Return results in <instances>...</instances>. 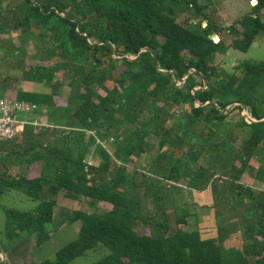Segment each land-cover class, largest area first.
<instances>
[{"label":"trees","instance_id":"obj_1","mask_svg":"<svg viewBox=\"0 0 264 264\" xmlns=\"http://www.w3.org/2000/svg\"><path fill=\"white\" fill-rule=\"evenodd\" d=\"M250 1V12L227 27L213 21L212 3L203 0H0V35L19 31L26 39H43L39 55L59 59L31 69L39 74L30 80L58 88L55 78L62 72L77 91L67 99L55 91L15 96L50 107L54 129L27 126L26 171L0 172V194L20 191L39 202L32 211L5 208L0 242L8 254L30 236L37 245L52 238L47 228L63 194L111 209L68 212L66 221L80 223L78 238L39 264H70L98 247L109 253L95 264H224L223 226L219 237L188 231L187 211L170 232L164 191L173 182L174 190L212 189L218 219L222 211L231 214L228 221L238 219L239 207L249 200L244 212L256 213L245 218L254 240L243 264H250L248 257L264 264V193L241 183L245 174L264 182V101L258 97L264 61L243 62L219 77L212 60L228 49L224 30L233 36L231 47L242 52L264 36V0ZM190 11L201 20L180 23V15ZM245 109L260 122H248L241 114ZM235 112L239 118L231 120ZM50 134L54 141L46 144ZM151 136L159 144L154 157L146 154L151 166L143 168L139 184L127 169L135 153L150 150ZM90 156L99 164H90ZM39 162L43 170L37 172ZM139 171L134 168L133 175ZM129 186L137 191L144 186L153 213H143Z\"/></svg>","mask_w":264,"mask_h":264},{"label":"rangeland","instance_id":"obj_2","mask_svg":"<svg viewBox=\"0 0 264 264\" xmlns=\"http://www.w3.org/2000/svg\"><path fill=\"white\" fill-rule=\"evenodd\" d=\"M210 1L212 3L211 7L209 8V12L211 14V17L213 21L220 25V26H230L237 22L244 14L250 12L252 3L250 0H203V3H207ZM264 14V12H263ZM179 22L182 24H187L188 21H199L201 18L196 17V15L190 11L188 13L182 14L179 17ZM221 37L224 39L225 44L228 46V49L225 53H218L212 60L214 61V65L218 66L219 69V77H227L228 74H232L233 69L243 62H260L264 61V36H259L256 38L255 42L251 46L250 50L248 52H242L240 50L233 49L231 47L233 42V36L227 31L224 30L223 35ZM26 36H20L19 31H13L10 34H1L0 35V74L2 73V84L4 85H14V86H21V88L24 86V84H20L16 78L19 77H29L31 78V75L35 76L39 74L38 72L31 71V69H35L37 66H53L56 61L59 59L57 57H51L46 58V53L44 56L40 53H42V50H44L45 43L43 42V39H40L38 37L35 38H28L26 39ZM46 52V50L44 51ZM40 56L39 59H34V56ZM43 56V57H42ZM211 61V60H209ZM3 66V68H1ZM18 70V71H17ZM17 71V72H16ZM15 77V78H14ZM39 77V75H38ZM7 78V80H5ZM22 78V79H23ZM103 78H101L98 82L101 83ZM59 81L61 82L60 86L58 88H54L52 84H46L40 85L42 90H46L49 92H58V94L61 95V97L67 99V97L71 96L73 98H76L77 91L70 89L68 82L69 80L65 77V75L61 73L56 74L55 82ZM38 82V80L36 81ZM22 83V82H21ZM111 85V84H110ZM182 84H180L181 86ZM99 92L104 94V92L98 88ZM8 97V98H14V96L11 93H7L5 91L0 92V97ZM258 97L261 101H264V80L260 87V90L258 92ZM50 107H40L34 114L30 115H24L22 116L23 119L28 120L29 122H39L42 123L43 120H47V117L50 114ZM76 106H72V110L75 109ZM249 112L247 109L242 111V115H246ZM237 112L230 114L229 118L231 120H238L239 116L236 114ZM251 113H249L250 115ZM182 115V113L180 114ZM179 115V116H180ZM252 115V114H251ZM253 118V117H252ZM49 120V119H48ZM58 122H61L62 120H59L58 118L55 119ZM178 122V123H177ZM177 124L180 123V121H176ZM236 132L242 133L241 129L238 127H235ZM244 137V135H242ZM88 138V136H87ZM112 140V139H111ZM53 141V140H52ZM50 142V141H49ZM46 140V144L49 143ZM150 142V150L144 152H137L131 157V164L128 166V178L131 180H137L139 184H141V181L145 180V169L144 167L147 166L148 168L151 166V161L149 162V159H146L147 153L149 154V157H154L156 154V146L157 143L159 144V140L155 138L154 136H151L149 138ZM6 144H0V152H3L6 156L7 160H18V163H21L22 158L28 157L27 154L24 152V149H26V146L24 145L22 138H16L13 141L5 142ZM155 146V147H154ZM108 147V145H106ZM154 147V148H153ZM109 150L111 148L109 147ZM21 152V153H20ZM23 152V153H22ZM140 153V154H139ZM177 155L180 154V152L176 153ZM148 158V157H147ZM26 166L29 165V163L25 162ZM100 162V159L97 160V162L91 161L92 164L98 165ZM5 163V161H4ZM23 163V162H22ZM13 163H8L7 165L0 166V172L2 169L10 167ZM119 164V163H117ZM150 166H149V165ZM181 171H184V164L181 162L180 164ZM8 166V167H7ZM33 167V166H32ZM134 168H139V174L137 176L133 175ZM35 170L37 172L43 170L42 162L36 163ZM45 172L48 173V170L45 169ZM185 172V171H184ZM16 172H9V174H15ZM152 176H148L147 180L151 179ZM134 180V181H135ZM163 185L166 186L168 183L166 181H163ZM144 186L141 187V189L135 190L132 188V186L128 187V193L130 196H137V199L140 200L143 213L149 214L153 213L155 211V204L153 199L146 198L144 196L145 194V188ZM167 187V186H166ZM189 189L186 187L182 188V190H174L173 186L170 188L167 187V189L164 191L165 198V205L168 208L167 214L169 223L171 226L170 232L173 233L176 231V229L179 227L177 218L183 217V215L189 210L193 208L191 205V202L187 204L184 200L188 201V197L186 195V191ZM175 194V201L173 203V196L172 194ZM139 194V195H138ZM63 196V195H61ZM59 206L57 207V210L55 212L54 217V223L48 225V232L50 235H54L55 233H58L62 230H64L67 227V223L63 221V216L60 215V208L63 211H66V214L68 212H71L73 210H79V211H86V212H95L96 209L100 211H107L111 209L110 204H99L98 207L90 206L86 201H64L65 198L59 197ZM68 200V199H67ZM177 203V205H176ZM181 203V204H180ZM179 204V205H178ZM39 205V202L33 201L28 196H26L23 192L20 191H9L5 192L4 194H0V238L2 237V233L5 229V222H6V215H5V208H12L17 209L20 211H32L37 208ZM63 211V212H64ZM62 216V217H61ZM193 222V218H190ZM193 228L196 226V222H193ZM141 224V223H140ZM189 227V225H188ZM187 227V228H188ZM238 226H236L237 228ZM193 228H188L191 231ZM235 228V229H236ZM61 229L60 231H58ZM137 229L142 233L144 232L145 226L139 225ZM233 230L232 234H229L227 236H233L232 239H228L226 236L223 237V250H224V264H243V258L244 253H242V250L238 252V243H236L234 240L238 237L237 229ZM58 231V232H55ZM59 238L57 239V241ZM70 241V240H69ZM63 245V242L59 244L61 247ZM247 250V247H246ZM249 250V248H248ZM109 251L104 247H98L95 250L88 251L83 257H80L73 261L70 264H95L99 260H101L104 256L107 255ZM55 258L54 255H51L49 260H53Z\"/></svg>","mask_w":264,"mask_h":264},{"label":"crops","instance_id":"obj_3","mask_svg":"<svg viewBox=\"0 0 264 264\" xmlns=\"http://www.w3.org/2000/svg\"><path fill=\"white\" fill-rule=\"evenodd\" d=\"M1 68H3V66H1ZM1 78H2V73L0 74V92H3V91H5L7 93L9 92L14 96V98L17 95L18 91L37 92V93H44V94L51 93L49 91L42 90L40 85H45V83L34 82V81L30 80L29 77L16 78L20 84H24V86L22 88H21V86H17V85L16 86L4 85V84H2L4 82H2ZM5 80H7V78ZM0 98H6V97L1 96ZM48 119H49V117H47V120H43V118H42V123H39V122H37V123L42 124V126H39V128L50 126V132H52L54 127L52 125H50V121ZM27 126H34V125H27ZM34 127H36V126H34ZM36 130H38V128ZM23 137H22V135L19 136V138H22V139H23ZM46 140L48 142L49 141L53 142L54 137H52L50 134ZM91 157H93V156H90V161L97 162V160H95L94 158H91ZM0 160H1L0 166H2V167L4 164L7 165L8 163H13L10 167L7 166L8 169L4 168V169H2L1 172H6V171L12 172V173L17 172V171L25 172L26 168L28 167V165L26 166V163H24L25 158H23L21 160V163H18L17 162L18 160H14V159L13 160H10V159L7 160V158L3 152H0ZM4 161H5V163H4ZM25 162H26V160H25ZM254 166L257 167V162L254 163ZM241 183L245 187H251L254 190L260 191L264 182H261V181L254 179L249 174H245ZM61 195H63V194H61ZM61 195H59L58 198L64 197L65 198L64 201L71 200L69 198H66L64 195L63 196H61ZM186 195L188 197V201H186V200H184V201L187 204H189V202H191V204H189V205H191L193 207L191 209L192 212H190V210H189V214L191 216L188 218V225L190 228H193V224H194L193 222H196L195 223L196 226H195V228H193V230H196V229L201 230L204 237H219L220 236L219 227L223 226L224 230H225L223 232L224 236H226L228 239H232L233 236L229 237L227 235L232 234L233 233L232 231L236 228V226H238L236 228L238 237L234 241L236 243H238V252L242 250V253H245L246 247H248V244H251L254 240V238H251L252 233L248 229V223L246 222L245 218L252 220L254 218V215L256 214L255 212H252V213L244 212L245 207H249L248 206V204H250L249 200H246V202H244L245 204H243L241 207H239L238 219L236 218L235 220H229L228 221L229 217H231V214H229L226 211H222L223 213L219 216V219L217 218L215 201H214L215 193L212 189H207V190H204L201 192L196 191V190L190 192L188 190V191H186ZM171 196H173V203H174L175 193L172 194ZM71 201L84 202L86 200L83 199V200H71ZM176 205H177V203H176ZM58 206H59V200L57 202L56 207L54 208V217H55V212H56ZM63 211L60 208V215L63 216L62 220L67 223V227L62 231H60L61 229H59L58 231H60V232L55 231L58 233H55L54 235H52L51 236L52 238L50 240H48L47 242H45L43 245H37V237L35 235L30 236L29 238H27L25 240L24 244L21 247L17 246L13 249V251H10L9 256L11 259V264H39L44 260H48L51 255L55 256L60 248L66 246L68 243H70L73 240L78 238L79 232H80V223H78V222L77 223H69L68 221H66L65 220L66 219V215H65L66 211H64V212ZM73 211H77V210H73ZM190 218H193V222L191 221ZM226 219H227V221H226ZM253 222L257 223L256 220ZM251 223H250V225H252ZM188 225H187V227H188ZM58 238H59V240L57 241ZM258 239H260V238L258 237ZM61 242H63V245H61V247H60L59 244ZM251 249H252V247H251ZM247 251H249V250H247ZM248 258L250 260V264H255V259H253L251 257H248ZM240 263L241 262H239V264Z\"/></svg>","mask_w":264,"mask_h":264},{"label":"built area","instance_id":"obj_4","mask_svg":"<svg viewBox=\"0 0 264 264\" xmlns=\"http://www.w3.org/2000/svg\"><path fill=\"white\" fill-rule=\"evenodd\" d=\"M39 106L25 100L15 98H0V142H10L25 132L27 125H34L39 128L42 124L29 122L22 118L24 115L34 114ZM246 114V120L252 122V115ZM99 142V141H98ZM90 164H92L90 162ZM178 185L169 182V187ZM180 186V185H179ZM264 193V183L261 190ZM0 264H11L8 252L0 242Z\"/></svg>","mask_w":264,"mask_h":264},{"label":"water","instance_id":"obj_5","mask_svg":"<svg viewBox=\"0 0 264 264\" xmlns=\"http://www.w3.org/2000/svg\"><path fill=\"white\" fill-rule=\"evenodd\" d=\"M146 50V49H145ZM244 115V114H243ZM246 115H244V117H245ZM260 121H264V119H262V120H260ZM260 121H258V120H256V119H252V122H260ZM252 122H250V123H252Z\"/></svg>","mask_w":264,"mask_h":264}]
</instances>
